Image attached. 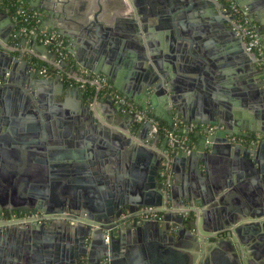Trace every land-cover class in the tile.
<instances>
[{
  "label": "water",
  "instance_id": "1",
  "mask_svg": "<svg viewBox=\"0 0 264 264\" xmlns=\"http://www.w3.org/2000/svg\"><path fill=\"white\" fill-rule=\"evenodd\" d=\"M58 1L33 0L30 6L34 11L37 22H40L41 26L47 27L50 31H56L65 42L68 41L72 46L77 45L78 47L79 44L82 45L80 38L82 37V32L79 33L76 30L78 33H68V29L71 26H73L74 30L78 27L76 23L64 21L63 23L61 22L60 26L44 24L46 20L64 17L62 9L56 6L59 5L57 4ZM198 1L175 0L171 2V7L165 12L170 14L169 22L165 23V28L169 31L166 34H196L194 29H190L184 21H178L181 18L178 15L191 7L198 6L197 9L201 10V15L205 17L212 6H215V8L217 6L219 12L212 14L213 9L210 11L212 15L207 17V34H218L224 42L226 41L227 46L231 47L229 53L233 57L230 59L236 64L234 71L224 74L216 69L212 72L208 68L209 63L203 59L205 68L201 75L206 73L205 75H207L209 81L208 83L201 82L203 85L199 89L190 82H183L180 75H178L179 70H182L183 63V60H179L182 58L181 52V57L177 55V58L173 60L174 57L171 52L175 50H168L170 43H166L161 46L160 55L153 54L149 45V50H145L137 33V35L134 34L133 41L137 58L136 67L134 68L136 82L133 86V93L127 89L120 88L118 83L109 77V80L113 83V88L117 92L156 122H163L168 126H172L175 121H179L188 127L193 126L191 131L188 128L183 129L186 136L191 134L188 142L174 143L173 145H169L166 136L158 132H152L154 127L152 123H135L132 114L116 109L110 100H106V104L110 106L111 113L105 115V108L98 105L100 100L97 96L91 101L88 99L87 105H84V97L80 95L79 90L74 88L66 89L59 76H41L38 67H33L30 64V57H35L52 65H55L58 59L56 53L50 52L49 45H43L38 42V35L43 33L41 27L38 26L34 30V34H30L29 31L23 33L19 27V22H13V17L0 8V129L8 125L21 127L17 117H22L24 114L40 115L45 113V111H56V108H49L48 105V102L53 100V102H59L60 104L64 103L57 107L60 110L59 113L65 115L66 128L76 134L78 133L77 129H81L82 132L86 131V135H81L80 137L85 136L87 141L93 142L95 149L100 150L99 153L95 152L96 158L101 156L108 158L109 155H116L118 149L125 150V148H130L132 155L138 158L144 155L153 157L150 192L144 195L142 201L120 199L115 205L112 200L110 201L111 203L104 201L106 205H100L102 202L93 199L92 195L82 196L78 191H71L70 194L64 197H56L55 195L46 197L41 194L29 193L10 197L8 193L4 195L0 191V220L9 218L14 212H28L32 215L38 213H69L73 216L78 215L86 220L102 224V228L97 230H92L90 226L82 223L70 224L68 221L63 220H54L34 226L19 225L14 227L28 228L33 232H40L47 228L55 227L67 233L72 245L69 259L72 264H115L116 259H118V256L115 255L117 254L116 248L120 250L119 247L130 245V242L134 241V239L139 240L146 232H151L155 237L165 236L169 240H173L175 237H183L186 234L190 235L193 232L208 243L215 242L218 238H225V240L223 239V241L217 243L218 247L223 251L213 250L211 252L210 262L212 264H252L248 253L244 252L246 248L239 247L238 241L242 245V234H257L260 226L264 228V220L261 223L251 222L246 224H243L245 223L243 221L247 217L252 220L255 218L260 219L264 217V214L261 212L254 214L252 212L247 215H234L229 212L228 214L216 215L215 210L214 215L211 212L212 207L217 204L227 205L230 211H233V208L237 205H240L242 210L249 207L248 211H254L256 206L264 208V196L260 194L254 196L251 193L250 180L247 184L241 185L238 182L239 174L236 172L237 165L246 167L248 173L254 175L251 181L259 183V175H261L264 182V66L258 67L254 60L244 51L241 40L231 28L230 18L222 12L223 6L221 4L212 0L211 2H202L200 5ZM235 1L239 8L246 10L250 19L258 24L257 33L261 37L264 48L263 23L254 18V14L258 15L257 12L253 13L252 8L247 4H243L242 0ZM253 3H256L258 10L264 11V0H256ZM207 8L208 10H206ZM100 14V9L88 7L82 17L83 23H80L79 27H84L85 24L89 28L93 25L95 27L99 22ZM6 27L11 29L9 30ZM178 28L181 29L180 33ZM4 33L11 35L19 47L10 49L4 46L7 43L2 35ZM73 40L75 42H72ZM192 45L191 43L186 51L190 53L193 59L195 57L191 54ZM25 48L30 49L32 52L22 50ZM65 50L67 53H72L73 51L70 45H66ZM75 58L80 62L78 55ZM186 62L189 67L194 68L191 60ZM215 62V66H221V64L218 65L217 61ZM62 65L68 66L69 63L65 61ZM87 67L90 68L92 73L107 75L104 71L98 70L97 67ZM184 77L187 78V76ZM193 78L192 75L189 76L190 81L194 80ZM241 79L245 81V84L244 86L242 85L243 93L238 94L237 87L235 85V87L231 86L235 80L241 85ZM210 81L214 84L229 81L230 83L226 84V90L232 91L234 96L239 95L246 99L245 105L249 106V110L253 111V119L243 125H238L239 121L237 122L231 113L233 109L226 111L225 103H221L222 97L216 95L217 87L212 86ZM205 89L215 92V94L210 95L212 99L208 104L204 103L201 105L197 100V103L196 101L186 100L187 92L194 93L196 91V96L199 97L200 101V95H206ZM197 91H200L201 94L198 95ZM74 94L80 104L78 107L82 108L81 121L76 120V116L73 118L70 115L77 112L78 104L76 103L72 107H68L65 104L64 99ZM92 103L93 106L91 105ZM111 116H113V119ZM121 118L127 123L126 125H121L118 122ZM148 133L150 134L149 137H147ZM158 139H162L161 151L158 154H153L148 142L153 143ZM76 141L78 140L76 139ZM46 142V137L43 135L37 140L31 139L24 142L23 146L29 151L28 155L30 157L33 158L37 154L45 157L43 155L45 150H49L48 147L44 146ZM38 143L41 146H34ZM69 144L70 148L74 147V141L69 140ZM59 147L61 148V146ZM89 154L90 157L93 156L92 152ZM62 156L58 154L56 159L60 160ZM71 162L73 163L65 166L62 172L59 169L57 172L55 170L54 175L59 176L61 172V176L73 177L75 178L74 181L79 182L81 177H85L82 184L93 183L90 176L92 175L91 171L93 174H100L96 175L97 179L99 177H107L103 171L101 172L99 169V172L96 171L99 161L93 162L89 160L87 165L83 162L78 163L79 159L74 156L71 158ZM218 162H222L224 167L223 172L220 171V174L215 175L216 178L213 175L214 167ZM163 163H168L169 165L170 178L167 182L168 184L162 175ZM3 169H5V173L13 174L17 168L14 166ZM1 171L0 168V176ZM179 171L184 172L191 183L186 185V182L181 181ZM109 177L112 178L110 174ZM177 184L184 185L190 189L189 185H191L192 191L178 197ZM74 188L84 187L79 185ZM236 191L242 197L237 195ZM230 199L233 200L230 201ZM167 201H169L171 206L187 207L189 209L187 215L180 216L166 213L161 222L143 221L130 223L120 220L121 214L126 210L135 212L141 207H160ZM211 216L216 219L217 227L205 230L206 220ZM170 222L173 223V231L171 236H167L166 234L170 231ZM186 223L189 224L188 228H185ZM4 230L0 229V235ZM204 233H209V235H204ZM105 235L108 239L107 243L104 241ZM256 239L264 241V236ZM218 257L222 258L219 263L216 262Z\"/></svg>",
  "mask_w": 264,
  "mask_h": 264
},
{
  "label": "crops",
  "instance_id": "2",
  "mask_svg": "<svg viewBox=\"0 0 264 264\" xmlns=\"http://www.w3.org/2000/svg\"><path fill=\"white\" fill-rule=\"evenodd\" d=\"M26 1L27 5L31 8L30 4L33 0ZM173 1L175 0H59L57 3L59 5L56 6L62 9L64 17L46 20L44 24L60 26L61 22L67 21L78 25L75 30L72 28L73 26H71L68 29V33L82 32V37H80L82 45L79 44L78 47L77 45L72 46L66 41V45H70L73 51L72 53H67L68 59L65 61L69 63V65H62L61 69L67 72L78 67L91 72L90 68L87 66L91 68L97 67L98 70L104 71L107 75L102 73L98 74L104 76L112 85L113 83L109 80V77L114 79L120 88L127 89L131 93H133V86L136 82L134 68L136 67L135 63H137V58L133 41L134 34L137 35V33L139 34V38L145 50H149V45L153 54L156 55H160L161 46L170 43L167 49H171L170 51L175 50L171 52L174 57L173 60L177 58V55L181 57L182 54V58L179 60H183L182 62L185 63H182V70H179L178 74L181 80L187 83L190 82L199 89H201L203 85L201 82L208 83L209 81L207 75H205L206 73H203L205 76L201 75V72L204 71L205 68L203 59L209 63L208 68L212 72L216 69L224 74L234 71V69H236V64L230 59L233 57L229 53L231 47H228L226 41L224 42L222 37L218 34H207V17H210L214 12H219L218 7L216 6L215 8V6H212L210 9V11L214 9L212 14L208 10V7L206 9L208 10L205 15L206 18L204 15H201V10L197 9L198 6L191 7L189 10H185L178 15V17H181L178 21H184L190 29H194L196 34H166V32L169 31L165 28V23L169 22L168 19H170V14H166L165 12L171 7V2ZM192 1L196 2V0ZM211 1L212 0H199L198 2L201 5L202 2ZM253 1L256 0H242L243 4H247L252 8L253 13L257 12L258 15L254 14V18L261 21L264 27V11L258 10L256 3H253ZM90 6L91 8L93 7V9L94 7L100 9L101 14L99 15V22L95 27L93 25L90 28L88 26L86 27L85 24L84 27L81 26L82 29L79 27V24L83 23L82 17L85 15L86 9ZM13 22L16 21L13 20ZM253 22L257 28L258 24L256 21ZM38 26L41 27L43 33L55 32L64 40L56 31H50L47 27L41 26L40 22H38ZM7 29L10 30L11 28ZM178 30L180 33L181 29L178 28ZM2 35L7 41L4 46L10 49L19 47L17 43L14 42L11 35L6 33ZM262 35H264V32ZM72 42L75 41L73 40ZM191 43L193 44L191 54L195 57L193 59L190 53L186 51ZM22 50H29L32 52L28 48ZM76 55L80 58V62L76 60ZM32 59H38L30 57V64L34 67L31 63ZM190 60L194 68L186 64V61ZM215 61H217L218 65L221 64V66H215ZM47 64L53 66L52 64ZM190 75L194 77V80H189ZM184 76H187V78ZM228 82L229 81H223V83L214 84L210 81L212 86L217 87L216 95L222 97L221 103H225L227 107L225 108L226 111L233 109L231 113L237 122L239 121L238 125H243L247 121L253 119V111L249 110V106L247 107L245 105L246 99L239 95L234 96L232 91L226 90ZM233 83L231 87L236 86L238 94L243 93L242 85L244 86L245 81L241 79V85L236 80ZM63 84L66 89H78L76 86L70 87L66 82H63ZM205 90L206 95H200L201 92L197 91L198 95L201 96L200 101L199 97L196 96V91L194 93L190 91L187 92L186 100L192 102L197 100L201 105L204 103L208 104L212 99L210 95L215 94V92L208 89ZM79 93L84 97V105H87L88 99L90 101L94 99V96H90L87 92L79 90ZM98 99L100 100L98 105L105 108L104 114L108 115V113H111L110 106L106 104L107 99H102L100 97H98ZM64 100L68 107H72L76 103L78 104L77 112L71 113L70 115L73 118L76 116V120L81 121L82 108L78 107L80 104L75 94ZM101 102L103 103L101 104ZM63 104L53 102V100L49 101V108H56V111H45V113H41L40 115L24 114L22 117H17L21 127L15 125L11 127L8 125L0 129V168L2 170L0 176V191H2L4 195L8 193L10 197L15 195L20 196L26 193L35 195L41 194L46 197H50V195L64 197L70 194L71 191H78L82 196L87 194L88 196L92 195L91 197H93V199L102 202L100 205H104V201L110 202L111 200L115 205L120 199H130L136 202L142 201L144 195L150 192L153 157L151 158L149 155H144L138 158L132 155L130 148H125V150L118 149L116 155H109L108 158L102 156L96 158L95 152L99 153L100 150H97V148L95 149L93 142L87 141L85 136L80 137L81 135H86V131L84 130V132H82L81 129H77L78 133L76 134L74 131H70L69 128H66L67 125L64 121L66 119L65 115L59 113L60 110L57 107ZM91 105L93 106V103ZM112 105L116 107L113 103ZM116 109L118 108L116 107ZM112 117L113 116H111V118ZM118 122H120L121 125L127 124L123 118ZM30 125L32 128H29ZM43 135L46 137L47 141L44 146L49 148V150H45L43 154L45 157L38 154L33 156V158L30 157V155H28L29 151L26 150L23 143L31 139L37 140V138H41ZM149 136L150 134L148 133L147 137ZM76 139L78 141H76ZM69 140L72 142L74 141L73 148H70ZM79 143L81 144L78 145ZM148 144L153 154H158L161 151L162 139H158L153 143L148 142ZM34 146H41V144L38 143ZM59 146H61V148ZM58 148L59 150H57ZM91 152L93 154L92 157H90L89 154ZM58 154L63 155L60 160L56 159ZM74 156L79 159L78 163L83 162L87 165L89 160L93 162L99 161L96 171L99 172L98 169L101 172L103 171L107 177H99V179H97L96 175L98 173L93 174L91 171L92 175L90 176L93 183L82 184L85 177L78 176L81 177L79 182L74 181L75 178L73 177L66 175L61 176L63 168L73 163L71 162V158ZM14 166L17 169L13 174L5 173V169L3 168ZM60 166L62 167L59 168ZM223 167L224 164L222 162L216 163L213 176L216 177L220 174V171L223 172ZM58 169L61 171L60 175H54V171L56 170L55 172H57ZM236 172L239 174L238 182L241 185L247 184L250 180L249 186L251 188V193L254 196L259 194L264 196V182L262 181L261 175H259L260 182L258 183L256 181H251L254 175L249 174L246 167L237 165ZM109 174L112 178L109 177ZM179 175L181 176L180 180L184 181V183L186 182V185L191 183L184 172L179 171ZM71 178H73V180H71ZM79 185L84 188H74ZM189 186L191 189L184 185L177 184V196L180 197V195L186 192L190 193L192 191V186ZM236 194L239 195L237 191ZM232 200L233 199H230V201ZM212 208L211 213L214 215L215 210L216 215H221L222 213L228 214L229 212H232L231 214L234 215H247L252 212L254 214H258L259 212L264 214V208H258L257 206L254 211H248L249 207L242 210L240 205L235 206L233 211H230L227 205L217 204ZM262 220H264V217L260 219L255 218L253 220L247 217V219L243 221L245 222L243 224L251 222L261 223ZM217 224L214 216H211L206 220L205 230H211V228L217 227ZM172 225L173 223L170 222V231L166 234L167 236H171V232L173 231ZM188 225L189 224L186 223L185 228H188ZM206 234L209 235V233H204V235ZM186 235L169 240L165 238V236L155 237L151 232H146L139 240L134 239V241L130 242V245H125V247L121 246L119 247L120 250L116 248L117 254L115 255L118 256V259H116L115 264H212L210 262L211 252L213 250L223 251L218 247L217 243L223 241V239L225 240V238H218L217 241L208 243L196 236L193 232L190 235ZM262 236H264V228L260 226V230L257 234L244 233L241 235L242 245L238 241L239 247L246 248L244 252L248 253L252 264H264V241H258L256 239ZM70 242L68 234L55 227H50L40 232H33L28 228L5 229L0 235V264H72L69 260L72 247ZM220 259L222 258H216V262L219 263Z\"/></svg>",
  "mask_w": 264,
  "mask_h": 264
},
{
  "label": "built area",
  "instance_id": "3",
  "mask_svg": "<svg viewBox=\"0 0 264 264\" xmlns=\"http://www.w3.org/2000/svg\"><path fill=\"white\" fill-rule=\"evenodd\" d=\"M214 2L221 4L223 6L222 12L230 18V25L235 35L241 40L244 51L254 60L255 64L258 67L264 66V48L262 46L261 37L257 33V28L254 22L250 19L246 10L239 8L235 0H215ZM17 16H21L24 21L28 17L34 18V13L27 14L22 10L17 11ZM14 21L20 22L17 18H14ZM26 29L22 28L21 32L26 33ZM30 34H34V30L29 31ZM38 42L43 45H54L56 52H59L60 59H57L54 68L57 71L50 73L47 68L43 67L39 69V74L43 77H53L59 76L63 82H66L70 87H77L82 92H87L90 96L100 97L102 99L110 100L116 107L128 114L134 116V122L138 124L150 122L154 126L152 132H158L163 136H166L169 142V145L174 143H184L186 141L185 137L179 135L175 132L176 129L181 128V132H184V128H188L189 131L192 130L193 126H186L179 121H176L172 124V128H166L159 126V123L156 122L153 118L146 115L143 111L136 108L127 98L122 94L117 92L112 84L102 75L93 74L83 68L76 67L71 71L62 72V63L66 59V54L62 53V50L65 49V44L63 40L55 33H41L38 35ZM68 55V54H67ZM35 66V65H34ZM169 165L168 163H163L162 165V175L165 177L166 183L169 181L170 173L168 172ZM168 184V183H167ZM187 207H176L171 206L169 201L165 202L163 206L160 207H141L138 208L135 212H130L128 210L124 211L120 220L128 221L130 223L134 222H161L166 213L178 214L180 216H186L188 212ZM54 220H68L70 224L73 223H82L91 227L92 230H97L102 228V224L96 223L93 221L86 220L81 216H73L69 213L62 214H23L17 215L12 214L9 218H4L0 220V229L10 227V226H19V225H37L42 223L51 222ZM104 241L107 243L108 239L106 235L104 236Z\"/></svg>",
  "mask_w": 264,
  "mask_h": 264
},
{
  "label": "trees",
  "instance_id": "4",
  "mask_svg": "<svg viewBox=\"0 0 264 264\" xmlns=\"http://www.w3.org/2000/svg\"><path fill=\"white\" fill-rule=\"evenodd\" d=\"M0 8H1V10L6 11L10 16H12L13 19L17 18L20 21L19 22L20 29L25 28L27 31H30V30H36L38 28V22H37V19L35 17L34 18L28 17L26 19V21H24V19L21 16H17V11L18 10H22V11H24L27 14H30V15L34 12L27 5V1L26 0H0ZM63 43L66 46L65 40H63ZM49 50L51 52H53V53H56L57 58L60 59L59 52L55 51L53 44L49 45ZM62 53L66 54V59L65 60H67L68 59V55H67L66 50L65 49L62 50ZM31 63L33 65H35V67H38V69L43 68V67L47 68L48 72H50V73H53V72L57 71V69L54 68V66L48 65L47 63L39 61V60L32 59ZM62 72H65L64 69H62ZM158 123H159V126H163V127L169 128V129L172 128V126H168L166 123H163V122H158ZM175 132L177 134H179V135L184 136L185 139H186V142H188V139H189L191 134H189V136H186L184 134V132H181V128L176 129Z\"/></svg>",
  "mask_w": 264,
  "mask_h": 264
},
{
  "label": "flooded vegetation",
  "instance_id": "5",
  "mask_svg": "<svg viewBox=\"0 0 264 264\" xmlns=\"http://www.w3.org/2000/svg\"><path fill=\"white\" fill-rule=\"evenodd\" d=\"M12 214H17V215H23V214H28V215H30V213H28V212H14V213H12ZM38 214H41V213H38ZM11 216V215H10ZM74 216H78V215H74ZM63 221H68V220H63ZM69 222V221H68ZM47 223H49V222H47ZM43 224V223H42ZM26 225H29V226H34V225H31V224H26ZM38 225V224H37ZM14 228L15 226H10V227H6V228ZM17 227V226H16ZM6 228H2V229H6Z\"/></svg>",
  "mask_w": 264,
  "mask_h": 264
}]
</instances>
